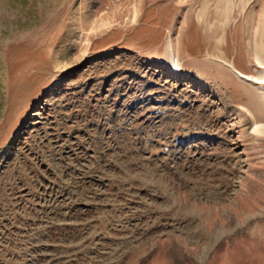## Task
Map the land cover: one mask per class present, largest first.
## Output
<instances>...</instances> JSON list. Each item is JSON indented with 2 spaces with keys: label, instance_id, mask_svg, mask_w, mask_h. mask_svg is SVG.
<instances>
[{
  "label": "rangeland",
  "instance_id": "rangeland-1",
  "mask_svg": "<svg viewBox=\"0 0 264 264\" xmlns=\"http://www.w3.org/2000/svg\"><path fill=\"white\" fill-rule=\"evenodd\" d=\"M224 1L0 0V264H264V105L222 60L257 75L264 0Z\"/></svg>",
  "mask_w": 264,
  "mask_h": 264
},
{
  "label": "bare ground",
  "instance_id": "bare-ground-1",
  "mask_svg": "<svg viewBox=\"0 0 264 264\" xmlns=\"http://www.w3.org/2000/svg\"><path fill=\"white\" fill-rule=\"evenodd\" d=\"M239 7V4L234 3L233 0H225L223 4V12L226 15L227 23H229L233 18V13L236 10V8ZM256 59L258 60L260 64V69L257 70V75H251L243 72L241 69H239L235 63V61H227L223 60L224 64L232 70L236 75H238L240 78L244 79L245 81L253 84L258 92L259 97L262 100V103L264 105V43L257 45V51H256ZM168 59L175 63L176 56L174 53V49L172 44L169 46V52H168ZM255 129L259 130L261 128H264V124L258 123L255 121Z\"/></svg>",
  "mask_w": 264,
  "mask_h": 264
},
{
  "label": "trees",
  "instance_id": "trees-1",
  "mask_svg": "<svg viewBox=\"0 0 264 264\" xmlns=\"http://www.w3.org/2000/svg\"><path fill=\"white\" fill-rule=\"evenodd\" d=\"M220 246H224V244H221ZM181 261L185 264H188V262L195 264L193 260H191L190 258H187L186 256H183Z\"/></svg>",
  "mask_w": 264,
  "mask_h": 264
}]
</instances>
